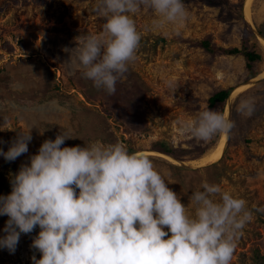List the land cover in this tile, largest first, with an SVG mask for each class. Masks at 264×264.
Masks as SVG:
<instances>
[{
	"label": "rangeland",
	"instance_id": "374dc122",
	"mask_svg": "<svg viewBox=\"0 0 264 264\" xmlns=\"http://www.w3.org/2000/svg\"><path fill=\"white\" fill-rule=\"evenodd\" d=\"M246 1L213 0L217 5L209 6L187 0L186 22L162 29L153 27L151 10L141 9L133 16L142 34L137 58L108 95L65 62L68 53L62 50L76 47V38L101 33L105 19L93 11L96 0H0V148L7 151L18 132L31 129L32 136L28 153L12 162L0 156V195L10 194V179L20 166L60 133L73 137L62 147L120 142L130 153L152 159L192 215L191 195L205 182L245 199L253 220L237 241L232 264H257L256 255L264 264V212L255 211L264 207V0H253L251 20L244 13ZM206 38L224 50L241 48L246 39L261 56L254 63L257 75L249 79L242 55L210 54L198 47ZM227 89L225 103L211 109L235 121L223 156L192 165L222 136L197 142L181 133L178 122L209 109L208 98ZM236 89L242 90L231 98ZM243 98L255 104L250 117L236 111ZM163 146L177 153L167 156L159 151ZM7 219L0 216V237ZM38 232L37 227L22 233L14 253L0 249V264H32L33 255L40 259L30 247Z\"/></svg>",
	"mask_w": 264,
	"mask_h": 264
},
{
	"label": "clouds",
	"instance_id": "9594fccd",
	"mask_svg": "<svg viewBox=\"0 0 264 264\" xmlns=\"http://www.w3.org/2000/svg\"><path fill=\"white\" fill-rule=\"evenodd\" d=\"M141 9L155 14L153 27L160 29L189 16L184 0H96L102 31L63 48L65 62L113 95L137 58L142 34L133 16ZM236 111L250 117L255 104L240 99ZM178 124L182 134L204 143L227 138L235 128V121L211 109ZM30 130L18 132L7 151L0 148L5 161L28 153ZM72 138L60 133L45 140L10 179V194L0 195V216L8 217L0 249L14 253L21 234L38 227L30 247L41 258L33 255L32 264H232L253 220L245 199L205 182L191 195L192 215L148 156L120 142L62 147Z\"/></svg>",
	"mask_w": 264,
	"mask_h": 264
},
{
	"label": "trees",
	"instance_id": "16d2710c",
	"mask_svg": "<svg viewBox=\"0 0 264 264\" xmlns=\"http://www.w3.org/2000/svg\"><path fill=\"white\" fill-rule=\"evenodd\" d=\"M187 0H184V2H186ZM199 1H203L204 3H206L209 6H215L217 5V3L213 2V0H199ZM226 19H229V17H227ZM242 46L241 48H230V49H222V48H217L215 46H213L211 44L210 38H206L200 42L197 43L198 47L202 48L203 50H205L206 52L210 53V54H214L216 51L222 52L224 54H228V55H242L246 61V68L248 70V77L250 78H254L257 73H255L254 69V63L258 62L261 60V56L256 53L254 50H251L248 45H247V41L246 39L242 40ZM231 92V89H227V90H218L216 92H214L207 100L208 103V108L209 109H215L217 106L219 105H223L225 103V101L227 100L229 94ZM159 151L167 156H172L174 157L175 154L177 153L176 150H173L169 147H164L159 149ZM263 258H261L260 256L256 255L255 257V261L257 264H261L262 263Z\"/></svg>",
	"mask_w": 264,
	"mask_h": 264
},
{
	"label": "bare ground",
	"instance_id": "6f19581e",
	"mask_svg": "<svg viewBox=\"0 0 264 264\" xmlns=\"http://www.w3.org/2000/svg\"><path fill=\"white\" fill-rule=\"evenodd\" d=\"M252 2H253V0H247L245 3V6H244L245 7L244 13H245V16L248 20H251V18H252L251 17L252 16L251 15V5L253 4ZM261 43L264 46V39L263 38H261ZM263 75H264V72H263ZM239 90H242V89L234 90V92L231 95V98H233L239 92ZM226 140L227 139L222 136L218 145L216 146V148L213 151L210 150L211 152H208L207 154H205L200 159L192 161L191 162L192 165L204 166V165L212 164V163L219 161V159H221V157L223 156L225 146H226Z\"/></svg>",
	"mask_w": 264,
	"mask_h": 264
},
{
	"label": "water",
	"instance_id": "95a60500",
	"mask_svg": "<svg viewBox=\"0 0 264 264\" xmlns=\"http://www.w3.org/2000/svg\"><path fill=\"white\" fill-rule=\"evenodd\" d=\"M257 37H261L260 35H257ZM263 38V37H262Z\"/></svg>",
	"mask_w": 264,
	"mask_h": 264
}]
</instances>
